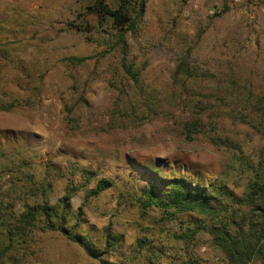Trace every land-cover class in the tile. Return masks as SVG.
Segmentation results:
<instances>
[{"label": "rangeland", "instance_id": "obj_1", "mask_svg": "<svg viewBox=\"0 0 264 264\" xmlns=\"http://www.w3.org/2000/svg\"><path fill=\"white\" fill-rule=\"evenodd\" d=\"M94 1L0 0V264H100L49 222L105 264H227L138 197L149 165L238 198L260 173L264 0H106L132 19L121 40ZM45 202L64 219L23 224Z\"/></svg>", "mask_w": 264, "mask_h": 264}, {"label": "trees", "instance_id": "obj_2", "mask_svg": "<svg viewBox=\"0 0 264 264\" xmlns=\"http://www.w3.org/2000/svg\"><path fill=\"white\" fill-rule=\"evenodd\" d=\"M106 0H95L89 10L99 18L106 14L114 15L113 27L118 32L121 40L132 19L123 11L122 5L115 10H110ZM142 4L140 9H142ZM81 62L82 58H71ZM184 75L187 66L181 62ZM131 73V69H128ZM176 77V76H175ZM258 101L264 106V96ZM260 173L251 177L246 185L243 196L235 197L231 191L224 189L222 185H214L208 180L192 174L190 178L182 176V173L171 169L169 176L155 165H149L143 172L149 175L147 183L141 188L138 202L142 208L153 207L162 212L164 218L178 214H189L187 226L182 237L192 239L197 232L202 231L210 235L212 244L220 250L227 264H264V170L261 164ZM85 173H90L85 171ZM203 181L206 182L204 185ZM111 186L108 180H99L90 191L94 196ZM60 214L55 208L45 204L42 207H29L23 216V224L31 227L37 226L38 215L63 220L66 215ZM180 222H183L182 220ZM50 228L60 230L69 240L76 242L91 257L97 258L100 264H105L102 258H98L96 252L83 241L81 235L68 232L62 226L55 227L51 222ZM18 245L15 238H10ZM107 241L110 237L106 238ZM144 247L142 241L138 245ZM160 253L162 248H156ZM6 253L0 250V258ZM183 264H196L194 258L189 257Z\"/></svg>", "mask_w": 264, "mask_h": 264}, {"label": "water", "instance_id": "obj_3", "mask_svg": "<svg viewBox=\"0 0 264 264\" xmlns=\"http://www.w3.org/2000/svg\"><path fill=\"white\" fill-rule=\"evenodd\" d=\"M114 18V15L109 14V19Z\"/></svg>", "mask_w": 264, "mask_h": 264}]
</instances>
